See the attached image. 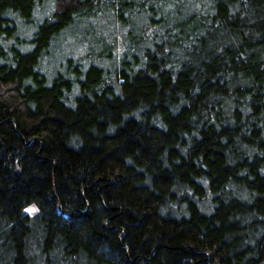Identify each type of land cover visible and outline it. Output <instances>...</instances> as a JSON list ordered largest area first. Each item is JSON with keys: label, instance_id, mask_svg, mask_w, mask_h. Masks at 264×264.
Returning a JSON list of instances; mask_svg holds the SVG:
<instances>
[{"label": "trees", "instance_id": "16d2710c", "mask_svg": "<svg viewBox=\"0 0 264 264\" xmlns=\"http://www.w3.org/2000/svg\"><path fill=\"white\" fill-rule=\"evenodd\" d=\"M0 264H264V0H0Z\"/></svg>", "mask_w": 264, "mask_h": 264}, {"label": "rangeland", "instance_id": "374dc122", "mask_svg": "<svg viewBox=\"0 0 264 264\" xmlns=\"http://www.w3.org/2000/svg\"><path fill=\"white\" fill-rule=\"evenodd\" d=\"M105 23H106V21H102L101 24H99L97 22L96 23V28L98 29V32L94 31L95 33H93V34L88 33L86 29L81 30V26L75 28V31L79 32V36L83 35V37H85V40H88L89 37L91 38L90 45L93 47V50H94L95 53H102L103 51L108 49L107 45L101 44V42L103 41L104 37L107 36L109 34V31L111 30L109 25H107V24H106L107 26L104 25ZM86 42L88 43V41H86ZM67 46L70 49L74 50V51L81 52L80 44L75 42V41L74 42L71 41V43H70V41H69V43L67 42ZM67 46L65 48L62 47L63 55L65 53H69V52H67V49H68ZM85 51H86V49H85Z\"/></svg>", "mask_w": 264, "mask_h": 264}]
</instances>
